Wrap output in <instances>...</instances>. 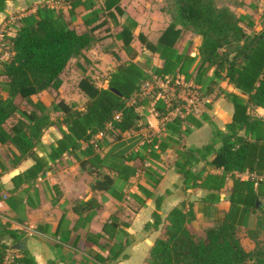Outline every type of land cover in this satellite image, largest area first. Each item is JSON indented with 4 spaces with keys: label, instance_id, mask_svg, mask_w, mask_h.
<instances>
[{
    "label": "crops",
    "instance_id": "0c3cea01",
    "mask_svg": "<svg viewBox=\"0 0 264 264\" xmlns=\"http://www.w3.org/2000/svg\"><path fill=\"white\" fill-rule=\"evenodd\" d=\"M67 1L8 0L0 13V32L7 37L15 35L21 18L36 11L62 14L78 34L90 28L84 22L94 12L100 17L97 24L102 23L94 33L95 44L69 61L60 77V88L31 96L34 103L49 112L53 122L34 146V157H21L11 143L0 142V248H4V257L10 253L21 260L26 254L33 264H101L97 257L116 259L110 264H145L155 241L163 235L168 215L181 206L190 212L187 227L198 237L202 238L205 230L218 226L228 216L246 252L253 251L256 243L264 245V109L249 105L248 120L234 124L231 131L240 129L228 142L234 143L232 152L242 151L243 159L238 164L242 170L231 165L225 169L224 158L217 153L224 145L234 115V106L225 94L242 98L246 95L214 77V67L206 73L198 71L199 38L193 34L196 40L192 47L190 42L182 44L188 32L174 42L179 53L196 58L190 70L192 78L184 83L200 87L203 100L190 113L175 111L183 105L178 99L182 92L177 91L173 97L166 88L153 90L152 76L146 82L152 87H141L128 103L139 116L136 129L118 139L97 135L89 142L80 141L74 153L64 151L55 157L54 149L67 127L63 113L50 112L52 103L63 101L73 111L84 112L87 97L78 88L82 78L89 77L97 88L107 89L108 75L120 65L136 60L151 64L149 58L143 57L146 55L153 57L152 67H160L158 56L145 50L138 36L142 34L156 44L171 21L165 0H120L118 9L110 12L104 9L103 0H90L96 6L74 17L68 16L71 6ZM222 1L234 13L236 7L257 9L256 0ZM110 13L114 19L108 17ZM243 15L238 16L246 31L250 22L244 24ZM122 30L132 32L126 47ZM112 41L123 47L125 57L109 49ZM143 71L151 73L148 68ZM6 84V77L0 75V96L4 100L8 98ZM159 100L162 103L158 110ZM23 105L27 106L25 102ZM16 120L14 117L6 121L5 131ZM211 145L212 152L206 158L197 152L188 154L192 150L202 152ZM185 156L196 159L189 167L199 177L196 180L187 181L176 169V162ZM37 158L45 163V169L32 179L26 172ZM98 174L112 179L108 190H92ZM89 201L90 208L81 209L80 205ZM155 216L159 220L156 224Z\"/></svg>",
    "mask_w": 264,
    "mask_h": 264
},
{
    "label": "trees",
    "instance_id": "16d2710c",
    "mask_svg": "<svg viewBox=\"0 0 264 264\" xmlns=\"http://www.w3.org/2000/svg\"><path fill=\"white\" fill-rule=\"evenodd\" d=\"M6 1L8 0H0V13L4 10ZM67 2L71 6L69 17L83 15L96 6L90 0ZM165 2V11L171 21L156 44L148 42L142 34L138 36L144 49L158 56L161 66L152 67L148 60L145 61L148 71H151L149 73L133 62L120 65L108 75L107 89L97 88L89 77L82 78L78 88L87 97L84 112L73 111L63 101L53 102L50 112L63 113V122L67 127L63 139L54 149L55 157H60L64 151L74 153L80 141L89 142L100 133L118 139L122 134L136 129L139 116L128 103L152 76L160 79L180 77L188 83L192 78L190 70L196 58L179 53L174 46L177 38L188 32L199 38L196 47L198 71L206 73L209 68L214 67V77L225 80L246 95L242 98L233 93L225 94L234 106V115L224 145L217 153L224 158L225 169L231 165V168L242 170L238 167L243 159L242 151L232 152L234 143H229L228 139L236 137L240 129L237 127L231 131L235 123L248 120L246 112L249 105L264 109V27L257 32L253 30L254 23L250 22L248 27L252 31L248 34L240 25L241 17L225 6L222 0ZM119 3L120 0H103V7L110 12L118 9ZM108 17L115 18L112 13ZM99 21V15L94 12L91 19L84 22L90 28L78 34L70 28L62 14L54 15L47 10L36 11L34 15L19 20L20 26L13 37H4L2 53L7 54V59L0 62V75L7 79L8 98L4 100L0 96V142L11 143L21 157L27 154L34 157V146L40 141L43 132L53 125L49 112L40 103H34L31 96L60 88V77L69 61L82 56L97 41L94 33L102 25L97 24ZM121 35L124 46H128L132 32L122 30ZM113 56L118 62L119 58L115 54ZM111 89L118 91L120 96L112 93ZM18 98L20 102L17 101ZM161 103V100L156 103L158 110ZM116 115H119L118 121L114 120ZM14 117H17L16 123L5 131L6 121ZM195 152L206 158L212 152V145L205 147L202 152L192 150L188 154ZM195 161L196 159L185 156L183 160L176 162L177 171L187 181L199 178L189 171ZM44 164L37 158L36 164L26 172V176L36 178L43 173ZM81 165L83 166V162ZM98 176L92 190H108L112 179L106 174ZM90 204L91 201L80 207L86 210L90 208ZM74 210L77 211L76 207ZM154 218L155 224L159 222L156 216ZM190 220L191 214L184 206L172 210L167 217L163 235L155 241L145 264H264V245L256 243L253 251L246 252L239 240L237 228L229 221L228 216L218 226L205 230L202 238L189 231L187 226ZM7 233L14 236L11 231ZM3 250L1 247L0 264L3 262ZM96 259L101 264H110L116 260L110 257ZM19 261L20 264H33L26 254Z\"/></svg>",
    "mask_w": 264,
    "mask_h": 264
},
{
    "label": "built area",
    "instance_id": "2783aa9c",
    "mask_svg": "<svg viewBox=\"0 0 264 264\" xmlns=\"http://www.w3.org/2000/svg\"><path fill=\"white\" fill-rule=\"evenodd\" d=\"M2 33L3 31L0 32V49L5 44V40H4L5 34L3 35ZM5 55L6 54H3L2 51H0V62L7 59ZM151 82H153L154 85L153 90L156 88L157 89L166 88L168 91H171L173 93L172 94L173 97H175L174 94L177 91L182 92V97L178 98L179 97L178 96L177 98L183 101V105L175 108L176 112H179L180 110H185L187 113H190L193 107H195L200 101L203 100L200 87L186 86L183 80L180 79L173 80V78L171 77H164L163 79L155 77ZM148 87H152L151 83H145L144 85H142L143 89H146ZM159 98H163V96L159 94ZM114 120L118 121L119 115H116ZM99 135L102 136L101 133ZM2 264H20V261L18 257L13 256L10 253H7L6 256L3 258Z\"/></svg>",
    "mask_w": 264,
    "mask_h": 264
},
{
    "label": "rangeland",
    "instance_id": "374dc122",
    "mask_svg": "<svg viewBox=\"0 0 264 264\" xmlns=\"http://www.w3.org/2000/svg\"><path fill=\"white\" fill-rule=\"evenodd\" d=\"M256 7H257V9L254 10V11L247 10V9L244 10L242 8L236 7V9H235L236 12L235 13H236L237 16L238 15L239 16L240 15H243V14L240 13L241 12L240 10H243L245 12V14L242 16L244 18V20H243L244 22L243 23L246 24L248 22H253L254 23V26H255L254 27V30L257 29L258 31H260V29H262L264 27V0H256ZM244 27L247 28V26H244ZM251 31L252 30H250L249 28H247V30H246V32H248V33H250ZM2 34L4 35L5 33H2ZM183 39L184 40H183V43L182 44L185 45L186 42H190V47H192V45L194 44V41L196 40V37L193 36L191 33H188V34H185V36L183 37ZM182 46H181V48H183ZM109 49H113V50H115L117 52V54H121L122 56H124V54H123V47L120 46V45H117L115 43V41H112V44L109 46ZM0 51L3 52L2 48L0 49ZM102 52H103V50H102ZM5 56L7 57V54ZM5 56H4V58H5ZM143 57L149 58L150 61H151L152 66H155L154 65L155 61L153 60V57L146 56V55L143 56ZM125 62H128V61H125ZM100 80H101V78H100ZM81 105H83V104H81Z\"/></svg>",
    "mask_w": 264,
    "mask_h": 264
},
{
    "label": "water",
    "instance_id": "95a60500",
    "mask_svg": "<svg viewBox=\"0 0 264 264\" xmlns=\"http://www.w3.org/2000/svg\"><path fill=\"white\" fill-rule=\"evenodd\" d=\"M134 64L137 65L142 70H147V66L143 62H141L139 60L134 61ZM111 92L114 93L117 96H120L119 92L116 91L115 89H111Z\"/></svg>",
    "mask_w": 264,
    "mask_h": 264
}]
</instances>
